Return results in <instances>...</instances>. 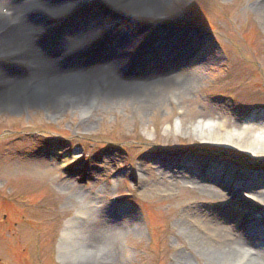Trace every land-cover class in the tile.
Masks as SVG:
<instances>
[{"label":"rangeland","instance_id":"obj_1","mask_svg":"<svg viewBox=\"0 0 264 264\" xmlns=\"http://www.w3.org/2000/svg\"><path fill=\"white\" fill-rule=\"evenodd\" d=\"M263 1L153 0L155 13L131 9L135 15L123 26L141 28L139 40L155 30L154 21L163 30L205 38L197 51L189 49L200 69L196 86H181L145 112L129 100L112 106L99 95L86 118L82 105L54 113L43 100L28 104L27 97L17 109L1 106L0 264H236L238 259L210 258L200 249L221 245L220 234L229 241L247 239L233 220L226 219L220 229L218 223L230 213L264 235V194L232 185L238 178H264V123L250 126L251 119L264 117V18L254 5ZM93 3L99 14L107 15V9L115 19L124 14L114 3ZM11 8L0 3V10ZM187 14L193 18L187 20ZM66 44L73 51V40ZM11 57L0 53V64L24 74L36 67ZM94 65L107 70L100 61ZM212 133L222 140L212 141ZM232 138L239 145H232ZM55 148L68 155L67 167L49 156ZM201 176L213 183H207L210 192L191 180ZM225 176L233 182L231 189L219 190L215 182L219 177L224 186ZM240 201L246 205L241 211ZM255 215L261 219L254 220ZM103 218L109 228L101 237L106 250L86 243L88 230ZM83 228L84 239L78 233ZM66 230L71 232L67 241ZM245 241L250 254L264 255L257 242Z\"/></svg>","mask_w":264,"mask_h":264},{"label":"bare ground","instance_id":"obj_2","mask_svg":"<svg viewBox=\"0 0 264 264\" xmlns=\"http://www.w3.org/2000/svg\"><path fill=\"white\" fill-rule=\"evenodd\" d=\"M94 1L101 3L105 1L106 5L114 3L121 8L117 10L123 11L124 14L118 15L119 19L114 18L112 10L107 9V15L99 14L96 12L97 10L94 11L93 9ZM0 3L2 5L3 3H9L12 11L15 12L10 19H0L1 30L7 29L4 34H0V53L7 56L12 55L11 60L14 62L20 60L24 66L30 60L36 66L31 67L32 71L29 69L28 73L24 74L20 69L11 70L0 64V107L9 104L17 109L16 107L19 103L22 104V100L26 101L29 98L28 104L42 102L43 100L45 105H50L54 113H61L66 109L77 108L82 105L81 117L86 118L94 103V99L99 95L98 97L101 98V101H108L112 106H118L119 100H129L131 105H136L137 110L145 112L150 107L163 102V99L171 93H178L181 86L183 88H189L191 84V86H196L199 80L200 69L191 60L192 54L189 53V49L197 51L201 48L202 42L200 40H205V38L197 39L192 34H176L166 31L167 29L163 30L160 27L162 24L157 21L152 24L153 28H155L154 31H150L147 28L150 37L146 41L137 39L139 33H141V28L133 27L132 25L129 27L122 25L119 30H117L118 28H113L114 24H122V19L124 21L133 19L135 13L132 14L130 12L131 9L135 10L136 8L144 12L143 15L155 13L157 6L154 5L153 0H0ZM254 5L259 10H262L264 18V1L262 4L257 3ZM103 8L106 9L104 6ZM87 13L90 15L89 19L82 18ZM96 13L98 15H95ZM45 16L49 19L54 17L58 22L54 25H48L49 22H44L43 20ZM109 29L112 32L107 34L106 30ZM35 31L41 34L40 44H37L40 34H33ZM157 32L160 33L157 34ZM65 33H73L67 38L73 39V45L77 49L89 50L94 46H97L98 49L94 53L92 52L93 54L84 56L86 58H80L75 53L70 54L72 48L55 40L53 37L57 34ZM183 38H185V41L181 42ZM77 40L82 42L79 43ZM19 41H22V44L18 52H13L12 50ZM177 41L179 44L175 48ZM149 42L157 44L156 50L159 55L165 54L172 59L159 58L157 53L148 47ZM182 44H185V47L178 57L177 52ZM203 45L209 46L208 43H203ZM25 46L27 47L26 50L23 49ZM42 49L47 50V52L45 53ZM55 55L58 57L56 61L60 58L58 55H62V58L65 55L68 56L64 66L56 64V61L53 60ZM188 56L189 60L186 59ZM136 58H141L143 64L139 65ZM155 58H157V62ZM144 59L148 61H144ZM178 59H183V62L176 61ZM97 61H100L107 70L102 71L97 68L94 65ZM186 70H189L188 75ZM106 73H112L114 76L110 74V78H101ZM28 85L34 87H30L31 92L29 91L24 96V91ZM102 85L104 88H101ZM260 123H264V117H256L250 120V126L253 127H258ZM207 126L212 129L211 125ZM200 127L201 134L203 133L204 137V130L206 129H203L202 126ZM204 128L207 127L205 126ZM205 135L211 134L206 132ZM211 138L212 141L217 143L222 140L221 136L213 133ZM233 138L235 137L233 136ZM233 138L231 139L232 141L230 140L232 145H239L238 140ZM48 154L50 157L59 160L61 168L67 167L65 163L68 155H62L59 148H55ZM74 154L76 155L77 153ZM223 178L225 179V185L222 186L223 183L218 177L215 182L216 187L219 190H223L225 186L231 189L230 186L233 182L230 177L225 176ZM244 178L246 182L238 178L232 184L233 187H239L249 193L257 192L255 194H258L259 192L264 194V178L262 176L255 175V178H252L253 180L249 177ZM191 180L201 184L200 187L204 189L203 192L209 191L207 190L209 186L207 185L209 182L207 179L201 176L199 178H191ZM211 183L210 185L213 184ZM213 190L216 191L215 189ZM217 197L216 192H214L213 199L218 200ZM262 198L260 200L263 202L264 197ZM245 206V204L239 202L237 203V210H244V208L246 209ZM226 219L239 223L240 232L247 238L245 240L251 239L264 249V235L258 227L245 222L239 214L230 213L228 218L218 223L220 229H224L223 227L226 224L224 221ZM260 219V215L254 216V220L259 221ZM262 228L264 229V227ZM86 230V228H83L78 231L81 235L83 234V239ZM107 230L109 228H107V222L103 218L88 230L86 233L88 241L86 243L88 245L93 243L98 248L104 245L107 246V243L104 244L101 241V237L104 239L103 236L107 234ZM70 235V231L66 230L64 232L65 241L69 239ZM226 238L228 237H223L220 234L218 243H222L221 245L211 246L207 249L202 247L200 251L204 250L205 252L207 250L210 258H216L221 255L225 259H229V261L238 259L236 264H264V257H262L264 255L260 251V255L257 257V253L252 255L245 250V240H236L235 242L226 240ZM103 249L106 250L105 247ZM105 253L108 256L107 261H110L109 253L107 251ZM104 260L106 261V258Z\"/></svg>","mask_w":264,"mask_h":264}]
</instances>
